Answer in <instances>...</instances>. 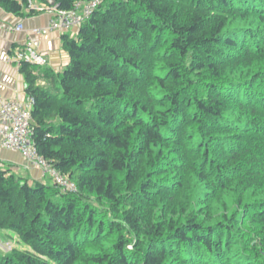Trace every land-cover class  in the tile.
Listing matches in <instances>:
<instances>
[{
  "label": "trees",
  "instance_id": "16d2710c",
  "mask_svg": "<svg viewBox=\"0 0 264 264\" xmlns=\"http://www.w3.org/2000/svg\"><path fill=\"white\" fill-rule=\"evenodd\" d=\"M62 34L60 73L19 71L74 190L0 170V231L28 249L0 264H264V0H101Z\"/></svg>",
  "mask_w": 264,
  "mask_h": 264
},
{
  "label": "crops",
  "instance_id": "0c3cea01",
  "mask_svg": "<svg viewBox=\"0 0 264 264\" xmlns=\"http://www.w3.org/2000/svg\"><path fill=\"white\" fill-rule=\"evenodd\" d=\"M29 7L36 13L24 11L21 16H17L0 7V98L2 100L25 103L28 98L25 79L19 71V66L12 60L16 50L24 46L27 41L37 42L38 52L46 58V66L54 74L60 73L69 62L62 45L63 34L49 30L51 16L45 9L48 6L38 0H29ZM18 25L22 27L21 31H15ZM35 29L46 32L35 34L33 33ZM73 34L72 32L71 35ZM38 84L43 86L44 81L40 80ZM0 170L30 183L50 184V178L40 168L31 166L22 154L16 151L0 149Z\"/></svg>",
  "mask_w": 264,
  "mask_h": 264
},
{
  "label": "built area",
  "instance_id": "2783aa9c",
  "mask_svg": "<svg viewBox=\"0 0 264 264\" xmlns=\"http://www.w3.org/2000/svg\"><path fill=\"white\" fill-rule=\"evenodd\" d=\"M100 3L101 0L76 3L74 10L70 11L58 10L56 6L45 7L51 16L49 30L61 33L76 31ZM21 30L20 25L16 26L15 31ZM45 32L46 30H33L35 34H44ZM37 48V42L27 41L24 46L16 50L12 59L13 62L18 66L21 63L39 67L46 66L47 60L38 52ZM32 105L33 99L31 97H28L25 103L0 98V149L19 152L31 166L40 168L45 175H48L54 184L63 190L73 191V184L59 175L45 160L37 155L31 139Z\"/></svg>",
  "mask_w": 264,
  "mask_h": 264
},
{
  "label": "rangeland",
  "instance_id": "374dc122",
  "mask_svg": "<svg viewBox=\"0 0 264 264\" xmlns=\"http://www.w3.org/2000/svg\"><path fill=\"white\" fill-rule=\"evenodd\" d=\"M260 198H264V194L260 195ZM211 212H213V214L215 213L214 207L211 208ZM0 232H2L0 233V250L2 253L10 251L11 249H17L20 251L28 250L27 247H25L13 234L3 231Z\"/></svg>",
  "mask_w": 264,
  "mask_h": 264
},
{
  "label": "water",
  "instance_id": "95a60500",
  "mask_svg": "<svg viewBox=\"0 0 264 264\" xmlns=\"http://www.w3.org/2000/svg\"><path fill=\"white\" fill-rule=\"evenodd\" d=\"M40 2H44L47 6H55L54 0H38Z\"/></svg>",
  "mask_w": 264,
  "mask_h": 264
}]
</instances>
